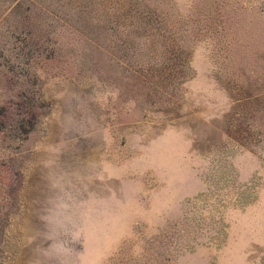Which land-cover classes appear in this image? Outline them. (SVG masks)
I'll list each match as a JSON object with an SVG mask.
<instances>
[{
    "label": "rangeland",
    "instance_id": "rangeland-1",
    "mask_svg": "<svg viewBox=\"0 0 264 264\" xmlns=\"http://www.w3.org/2000/svg\"><path fill=\"white\" fill-rule=\"evenodd\" d=\"M264 264V0H0V264Z\"/></svg>",
    "mask_w": 264,
    "mask_h": 264
},
{
    "label": "clouds",
    "instance_id": "clouds-1",
    "mask_svg": "<svg viewBox=\"0 0 264 264\" xmlns=\"http://www.w3.org/2000/svg\"><path fill=\"white\" fill-rule=\"evenodd\" d=\"M53 264H70L69 254L68 253H53L48 257Z\"/></svg>",
    "mask_w": 264,
    "mask_h": 264
}]
</instances>
